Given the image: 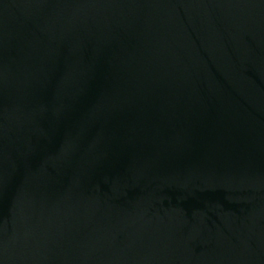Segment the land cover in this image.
I'll use <instances>...</instances> for the list:
<instances>
[{
  "label": "water",
  "instance_id": "95a60500",
  "mask_svg": "<svg viewBox=\"0 0 264 264\" xmlns=\"http://www.w3.org/2000/svg\"><path fill=\"white\" fill-rule=\"evenodd\" d=\"M0 264H264V0H0Z\"/></svg>",
  "mask_w": 264,
  "mask_h": 264
}]
</instances>
